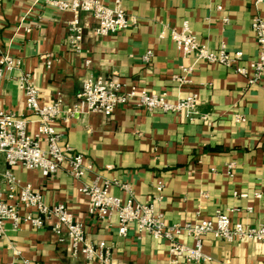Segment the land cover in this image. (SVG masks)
Segmentation results:
<instances>
[{"label": "crops", "instance_id": "obj_1", "mask_svg": "<svg viewBox=\"0 0 264 264\" xmlns=\"http://www.w3.org/2000/svg\"><path fill=\"white\" fill-rule=\"evenodd\" d=\"M123 6L137 22L108 36L96 35V20L80 13L83 34L81 50L76 51L69 43L73 12L42 7L34 0H0V54L21 58L41 102L60 99L64 108L76 105L82 80L89 74L165 94L170 100L198 93L199 114L193 120L184 112H150L130 103L120 105L111 116L77 114L56 126L93 165L84 182L96 177L108 180L110 192L123 201L130 195L120 185L129 184L140 203L154 201L157 183H164L163 199L154 203L168 225L212 219L217 210L228 212L232 222L264 224V77L251 84L231 67L198 62L194 55L183 57L171 38V29L179 30L188 21L210 49L217 51L224 42L230 51H242L237 64L246 66L258 56L252 20L257 15L264 18V2L125 0ZM149 50L154 54L145 62L143 55ZM185 66L193 68L192 82L180 86L175 76ZM19 75L16 70L0 80V109L33 121L28 127L33 132L37 118L26 107ZM239 116L245 120L238 121ZM5 169L0 154V192L6 189ZM13 172L22 183L41 191L47 204H65L84 223L89 241L111 245L115 264H264V243L229 242L212 234L203 237L209 261L172 262L167 241L139 235L134 227L121 237L116 216L101 220L89 214V199L78 191L79 182L66 167L49 177L20 165ZM53 225L54 220L41 228L22 224L15 230L6 223L0 263L21 264L25 258L45 264H85L82 256L72 255L68 240L59 241ZM179 240L194 243L187 234Z\"/></svg>", "mask_w": 264, "mask_h": 264}, {"label": "built area", "instance_id": "obj_2", "mask_svg": "<svg viewBox=\"0 0 264 264\" xmlns=\"http://www.w3.org/2000/svg\"><path fill=\"white\" fill-rule=\"evenodd\" d=\"M125 0H112L111 5L102 0H34L36 5L50 7L57 11H71L74 18L69 22V43L76 50H81L83 27L79 14L89 13L96 20L95 34L108 36L123 31L135 24L136 18L129 15L124 6ZM264 0H253L254 5ZM227 21V19H224ZM258 46L257 59L246 66L238 65L242 51H230L222 42L217 51L202 43L192 31L188 21L182 27L171 29V38L183 57L194 55L196 61L208 64H220L234 69L236 73L246 76L251 84H258L264 77V18L255 16L252 20ZM27 31H30L27 28ZM149 50L143 55V60L149 62L153 57ZM90 61H87V65ZM52 59L47 60L51 67ZM20 71L18 77L20 88L24 92L27 109L36 116V129L29 132V124L33 121L27 117H18L11 111L0 109V154L4 155L6 169L2 174L6 185L0 192V238L5 235V225L10 222L13 229L22 224H30L41 228L54 220L52 227L60 242L69 241L73 256H82L85 264L99 262L115 264L112 246L105 241L93 243L88 240L83 222L75 219L73 213L65 204L49 205L45 202L41 191L30 183H22L13 172L15 166L28 170H38L45 177L56 174L66 167L68 174L79 182L78 191L89 199V214L101 220L118 218V234L126 237L131 227L140 235H151L155 239L167 241L172 262L182 260L186 263L206 262L210 257L203 251V237L212 234L226 241L243 239L264 243V224L257 226L240 222H232L228 212L217 210L212 219H199L185 224L168 225L163 213L155 208L154 201L163 199L164 183L156 185L157 195L154 201L148 203L136 202L131 186H120L129 193V198L123 201L110 192L111 182L99 181L96 177L91 182L83 178L93 172V165L87 162L85 155L77 151L64 140V133L57 128V122L67 120L77 114L98 113L111 116L120 105L135 104L139 108L154 112L181 113L184 112L193 120L198 116L200 97L198 93L170 100L165 94H158L136 85H125L114 78L95 77L91 74L82 80L78 102L72 108H64L60 99L51 103L40 100V92L33 81V75L23 69V60L10 53L0 54V80L13 71ZM191 66L182 67V74L175 76L180 86L192 82ZM205 118V116H202ZM238 121H244L239 116ZM234 165L230 164L229 169ZM244 196V195H241ZM25 210L26 212H22ZM187 234L193 239V245L180 242L179 237ZM2 264V263H0ZM3 264H18L12 260ZM21 264H45L31 259H23Z\"/></svg>", "mask_w": 264, "mask_h": 264}]
</instances>
